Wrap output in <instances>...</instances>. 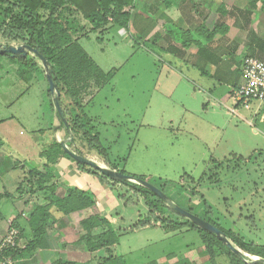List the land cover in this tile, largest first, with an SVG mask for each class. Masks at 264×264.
Wrapping results in <instances>:
<instances>
[{
	"label": "rangeland",
	"instance_id": "374dc122",
	"mask_svg": "<svg viewBox=\"0 0 264 264\" xmlns=\"http://www.w3.org/2000/svg\"><path fill=\"white\" fill-rule=\"evenodd\" d=\"M135 9L138 12L131 14L127 28L113 24L102 33L88 32L90 23L79 16L83 27L79 32L87 33L80 37L79 44L108 74L103 80L106 84L82 107L98 134L107 160L128 175L162 186L159 189L176 204L205 220L210 219L216 226H234L235 235L243 242L264 245V104L262 110L253 103L250 109L239 108L234 114L229 110L233 107L232 97L222 104L208 103L196 93L199 89L188 82L192 80L186 67L170 65L159 45L144 39L138 25L139 4ZM17 12L18 9H13L2 15L5 22L11 23ZM39 13L45 17L48 11ZM61 13L71 16L66 9ZM75 21L76 18L73 28ZM171 34L181 45L188 40L186 32L176 29ZM20 44L24 43L0 37V46ZM26 56L39 68L0 55V139L2 149L11 152L14 159L38 165L45 156L41 152L52 142V98L41 61L30 52ZM62 100L67 98L62 96ZM68 137L66 134L64 139ZM68 145L83 154L89 152V147L79 138ZM87 157L101 163L97 156ZM16 172L19 174V170ZM109 190L112 194L107 195L108 201L102 198L101 205L110 208V212L102 209L100 216L119 233L118 246H111L109 251L100 249L92 256L83 239L85 231L81 222L78 225L74 220L71 228L68 220L59 229H49L56 238L57 256L63 258L57 259L65 264H93L97 258L113 255L115 248L116 253L133 259L129 264H151L147 263L149 256L160 254L168 247L167 238L160 240L158 228L136 232L131 227L139 219L156 215L176 223L189 221L154 197L151 200L155 212H151L143 197L125 184L109 186ZM113 200L116 203L110 205ZM12 223L3 226L1 238ZM94 228L95 234L102 233L107 225L97 219ZM174 233L176 253L185 252L187 247H192L191 243L197 244L195 230ZM21 238L20 245L24 247L30 238L28 228L21 231ZM48 258L44 252L35 250L15 256L13 261L14 264H50L54 259Z\"/></svg>",
	"mask_w": 264,
	"mask_h": 264
},
{
	"label": "crops",
	"instance_id": "0c3cea01",
	"mask_svg": "<svg viewBox=\"0 0 264 264\" xmlns=\"http://www.w3.org/2000/svg\"><path fill=\"white\" fill-rule=\"evenodd\" d=\"M248 2L249 0H135L134 5L130 9H125H127L126 11H129L131 17L132 13L138 12L135 9V6L136 4H139L141 15L138 25L141 28L144 39L148 43L158 44L160 50L164 51L166 60L170 65H174L173 63H175L182 64L186 67L185 69L189 72L188 78L192 80L188 82L193 83V85L199 89L196 92L197 94H201L203 98L207 99L208 103H210V101L217 103L218 101L222 104V101L231 100L234 90L241 82V65L244 57L253 56L264 61V6L261 2H257L255 8L249 12L247 10ZM64 15H66V17L69 16L68 14ZM79 16V14L75 13L73 15L71 14L70 18L67 17L69 20H75L76 18V21L74 22L76 27L70 30V36L73 40L76 39L78 44L80 37L87 36V33L84 34L83 31L79 32V29L83 28L79 24ZM130 20L131 18H129V22ZM113 24L115 23L109 22L103 28L96 31L102 33ZM214 28H217L215 33H213ZM90 29L91 25L88 28V32ZM176 29L187 33L185 34L188 38L186 43L181 45L178 41L175 42V33L171 34V32ZM82 49L85 51L83 47ZM14 60L16 61L17 59ZM13 64L15 66L16 63ZM105 84L106 81H93L92 79L83 81V79L80 78L79 81H76L74 87L77 92V100L82 107L88 105L92 101L93 96L99 92L100 87ZM194 94L195 93L192 95ZM10 100L11 97L8 98V101ZM63 102L64 104H67L68 98L65 101L63 100ZM262 104L257 106L259 110H262ZM230 108L231 107H229V110ZM51 111L52 118L50 117V126L54 127L52 138L59 142L64 140V137L66 134L68 135V132L65 126L63 127L60 125V119L56 115L52 99ZM262 120L264 121V117ZM2 144L3 143L1 142L0 238L3 226L10 221H13V223L16 224L19 222L20 224L18 225L21 231L23 229H29V213L36 205H43L45 202L42 197L47 195L46 190H39L36 186L35 181L37 177L30 176L29 173L33 167L42 171V161L38 162V165H36L35 163L27 164L24 161L16 160L11 152L9 153L2 149ZM88 151V154H81L97 156V158L101 160L100 164L121 171V168H118L108 160L105 161L102 157H99L95 150L89 148ZM27 168H29V170H27V173L29 174L23 172V169L26 171ZM16 170H19V174ZM50 171L52 177L45 185L48 186V188L51 185L56 186L52 198L56 196L63 197L69 189H88L93 191L98 199L94 206L69 214H63L55 206L49 208L52 216L47 223L48 226L46 225L45 235L48 247L45 249L36 248L32 251L38 250V252H44L47 258L48 255H50L48 258L50 260H55L57 258L63 260L62 257L57 256L58 247L56 246V238L51 232L52 235L49 233V229L53 231L54 229H52V227L59 229L65 224V222L67 223L68 220L70 227L72 228L74 220H76L79 225L78 222L91 214L97 212L100 215L102 209L104 212H110V208L105 209L101 205V200L104 198L106 201L107 195H111L112 191L109 190L108 185H102L95 176L80 169L74 161L65 156L58 158L56 163L51 166ZM122 171L125 170L122 169ZM43 192L46 193L44 194ZM36 199L42 200L37 202ZM113 203H116L115 200H113L110 205ZM97 209L98 211H96ZM151 227L161 230L162 233L159 231L160 240L162 241L163 238H167L168 247L161 250L160 254L149 256L150 258L147 263L240 264L239 262H235L221 246L216 244L207 247L205 240L196 229L189 227L172 228L171 226L156 224L154 226L138 227L133 229V231L139 232ZM223 229L230 230L235 234L234 226ZM76 230L79 229L76 228ZM187 230L196 231L197 235L195 234V236L197 238V244L191 243L190 246L192 247H187L188 249L185 252L176 253L173 249L174 232H185ZM92 233H96L95 228H93ZM20 241H22L21 236ZM72 242H75V239H72ZM253 243L256 244L255 242ZM233 244L236 245L235 243ZM117 246L118 244L114 247L116 248ZM18 247L22 248L20 244ZM115 248L112 249V254L116 256L120 255L115 252ZM168 248L169 250L167 251ZM239 249L243 251L241 248ZM243 252L248 256L239 257L237 255L242 262L251 259L250 257L252 256L258 257L246 253L245 251ZM20 255L21 254L16 256ZM95 255L97 254H93L92 256ZM120 256L125 259L126 264H129L130 260H133L122 254Z\"/></svg>",
	"mask_w": 264,
	"mask_h": 264
},
{
	"label": "trees",
	"instance_id": "16d2710c",
	"mask_svg": "<svg viewBox=\"0 0 264 264\" xmlns=\"http://www.w3.org/2000/svg\"><path fill=\"white\" fill-rule=\"evenodd\" d=\"M134 2L135 0H0V37L19 40L22 43L35 48L48 61L52 78L60 92L59 102L62 113L72 133L73 139L71 144H74L75 139L79 138L83 140L90 149L95 150L105 161H107L105 151L100 144L98 134L92 126L90 118L83 112L82 105L77 100V92L74 84L76 81H79L80 78L83 79V81H86L87 79L103 81L108 74L104 73L96 65L93 59L78 44L76 39L73 40L71 38L70 30L73 28V19L69 20L67 17L70 18V16L66 17V15L61 12L66 9L69 10V14H72V12L79 14L83 19L90 23V30L92 31L103 28L109 22L127 28L130 14L125 8H131L134 5ZM257 2H261L264 6V0H249L247 10L251 12V10L255 8ZM13 9H18L19 12L14 15L11 23L7 24L2 15L11 12ZM40 10H46L48 11V14L43 17L39 13ZM216 31L217 28H214L213 33ZM2 56L11 57L8 54H2ZM15 58L21 64L29 63L35 68H39L33 60L27 59L26 55L17 56ZM62 96L68 98L67 104H64ZM60 125L64 127L61 119ZM1 142L0 139V144ZM75 151L81 154L77 148H75ZM42 154H45L41 165L42 171L33 167L29 173L30 176L37 177L35 183L38 189H44L47 191V195L43 197L45 203L43 205H36L28 215L30 238L27 244L22 248L16 247L4 253L5 255H10L12 258L16 255L30 252L36 248L45 249L48 247L45 235L46 225L52 216L49 211L50 207L55 206L63 214H69L84 208L92 207L97 202L96 198L92 196V191L88 189H69L63 197L56 196L52 198L56 186L51 185L48 188L45 184L48 183V180L52 177L50 168L56 163L58 158L65 156L71 159L80 169L95 176L101 184H106L111 188H114L116 184H120V182L101 174L97 169L76 162L67 155L62 149L60 143L54 138H52V142L48 145L47 149H44L41 152V156ZM121 172L124 173L122 170ZM147 181L150 182L149 180ZM156 182H163L164 184L168 183L163 180H158ZM121 183L129 186L135 194L143 197L145 204L151 212H155V204L151 200V197L163 202V200L156 194L141 185L132 182ZM150 183L156 187L159 186L155 182ZM159 187L162 188V186ZM167 190L165 191L167 192ZM166 208L173 211L167 206ZM97 219L102 220V222L107 225V229L102 233L93 234L92 230ZM206 220L216 225L210 219ZM80 222L85 231L83 239L86 248L91 255L103 248L109 251L111 246L118 243L119 233L117 234V231L112 229L109 221L105 217L91 214L88 217L83 218ZM156 224L171 226L172 228L189 227L196 229L205 240L207 247L217 244L224 248L226 253L231 256L235 262L247 264L242 262L235 253L231 252L215 234L203 230L189 221H186L185 223H176L161 216L156 215L152 218L148 216L140 219L133 226L132 230L138 227L154 226ZM11 226L18 228L21 236L19 225L12 223ZM217 227L223 231L228 239L246 253L264 258L263 244L243 242L230 230H225L219 226ZM50 264H65V262L57 259ZM93 264H126V262L122 256L110 254L107 257L100 259L97 258V261ZM253 264L264 263L257 261Z\"/></svg>",
	"mask_w": 264,
	"mask_h": 264
},
{
	"label": "water",
	"instance_id": "95a60500",
	"mask_svg": "<svg viewBox=\"0 0 264 264\" xmlns=\"http://www.w3.org/2000/svg\"><path fill=\"white\" fill-rule=\"evenodd\" d=\"M32 53L33 55H35L42 64V67L44 69L45 72V76L48 80V85H49V92L52 96V103L56 112V115L63 121V124L65 126V128L67 129L68 132V140L64 139L59 141L62 149L67 153V155L69 157H71L72 159H74L76 162L80 163V164H85L87 166H90L94 169H97L101 174L107 176L108 178L115 180L117 182H133L136 184H139L143 187H145L146 189L152 191L154 194H156L159 198H161L166 205L171 208L172 210H174L175 212H177L178 214H180L181 216L187 218L189 221H191L193 224H195L197 227L206 230L210 233L215 234L225 245L226 247L233 253H235L236 255H238L239 257H244V256H248L247 254H245L243 251H241L238 247H236L227 237L226 235L223 233L222 230H220L216 225L210 223L209 221L199 217L198 215L184 209L183 207L179 206L178 204H176L174 201H172L162 190H160L158 187H156L155 185L151 184L150 182H148L146 179H141L139 177H135L132 175H128L126 173H123L121 171L115 170V169H111L109 167H107L104 164H100L97 161L82 155L78 152H76L75 150H73L72 148H70V146L68 145L69 142L72 141V133L70 131V128L68 126V123L62 113V109L60 106V102H59V98H60V92L52 78V74L50 72V66L48 61L33 47L27 45V44H20L17 46L14 45H3L0 46V55L2 54H8L10 55L12 58L13 57H17V56H25L27 53ZM251 259L246 260L245 262L247 264H253L257 261L263 262L264 263V258L261 257H250Z\"/></svg>",
	"mask_w": 264,
	"mask_h": 264
},
{
	"label": "built area",
	"instance_id": "2783aa9c",
	"mask_svg": "<svg viewBox=\"0 0 264 264\" xmlns=\"http://www.w3.org/2000/svg\"><path fill=\"white\" fill-rule=\"evenodd\" d=\"M233 107L230 112L236 114L237 109H250L253 103H264V61L253 56L244 57L241 65V82L232 94ZM20 233L18 228L9 226L0 239V264H14L13 258L4 253L18 247Z\"/></svg>",
	"mask_w": 264,
	"mask_h": 264
}]
</instances>
